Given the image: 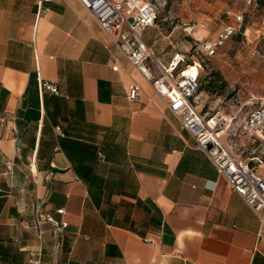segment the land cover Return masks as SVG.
<instances>
[{
  "label": "crops",
  "instance_id": "obj_1",
  "mask_svg": "<svg viewBox=\"0 0 264 264\" xmlns=\"http://www.w3.org/2000/svg\"><path fill=\"white\" fill-rule=\"evenodd\" d=\"M168 3L143 32L151 68L180 52L174 19L204 41L247 13L230 39L264 40V0ZM262 227L80 0H0V264H264Z\"/></svg>",
  "mask_w": 264,
  "mask_h": 264
},
{
  "label": "built area",
  "instance_id": "obj_2",
  "mask_svg": "<svg viewBox=\"0 0 264 264\" xmlns=\"http://www.w3.org/2000/svg\"><path fill=\"white\" fill-rule=\"evenodd\" d=\"M256 0H244L246 5H252ZM92 13L103 29L113 35L118 48L129 61L148 80L161 97L167 100L168 108L176 114L184 129L190 131L197 140L198 146L206 152L217 171L225 178L230 188L241 195L247 204L258 214L264 231V177L260 172L263 160L257 156L245 157V148H237L241 138L244 145L254 139L256 134L263 136L264 132V102L251 107L243 117L235 122H229L224 117L215 119L207 117L202 112V98L199 91V60L186 63V55L177 52L168 65L157 63L155 68L146 65L152 53L143 40L146 27L154 25L158 19L162 3L159 0H80ZM243 15L235 16L237 24H227L222 31L212 39L200 41L199 51L206 57L215 54L240 27ZM192 26L183 30L190 34ZM195 67V71L192 68ZM117 70V64L112 66ZM40 86L55 94H62L64 87L59 82L41 80ZM141 92L137 84L130 86L128 99L135 101ZM230 137V143L222 138V132ZM236 146V147H235ZM235 147V148H234ZM56 223L49 213H41L39 221ZM66 222L60 226L65 227ZM41 232V231H40ZM40 234V233H39ZM145 242L154 241L145 238ZM33 264H39V252Z\"/></svg>",
  "mask_w": 264,
  "mask_h": 264
},
{
  "label": "rangeland",
  "instance_id": "obj_3",
  "mask_svg": "<svg viewBox=\"0 0 264 264\" xmlns=\"http://www.w3.org/2000/svg\"><path fill=\"white\" fill-rule=\"evenodd\" d=\"M160 1V0H159ZM168 1L164 0L161 6L159 18L163 13L162 7H168ZM261 12V11H260ZM261 14V13H260ZM219 14L217 15V17ZM255 19V18H254ZM253 18L249 14L244 13L243 21L239 29L235 32L242 36L240 31H243L245 25H250ZM196 22L190 21L186 24L178 22L176 19L170 23V29L175 27L179 34L180 52L186 55V63H192L193 60H199L201 66L199 68V93H202V112L207 117L214 116L215 119L227 117V121L231 116H235L232 122L237 121L253 106L260 101L259 92L261 91L260 77L257 69L262 67V59L258 58L264 52V40L257 42L253 38L243 36L242 43L233 42V38L227 39L219 48L214 56L206 57L199 49L197 44L202 40L195 38L194 34L198 27H193L190 34H187L183 28L193 26ZM217 23V25H216ZM178 24V26H177ZM218 19L214 18L212 25L199 26L200 31L209 33V29L218 28ZM235 24H237L235 22ZM214 26V27H213ZM199 30V29H198ZM234 33V34H235ZM233 34V35H234ZM232 35V36H233ZM209 37V36H206ZM205 38V37H204ZM210 85L208 91L203 87ZM231 122V123H232ZM253 140H250L244 145V138H241V143L237 148H245L243 155L247 158L257 156L264 163V132L263 136L256 134ZM223 139L230 143V137L223 134ZM264 232V231H263Z\"/></svg>",
  "mask_w": 264,
  "mask_h": 264
},
{
  "label": "trees",
  "instance_id": "obj_4",
  "mask_svg": "<svg viewBox=\"0 0 264 264\" xmlns=\"http://www.w3.org/2000/svg\"><path fill=\"white\" fill-rule=\"evenodd\" d=\"M199 88H201L200 86H199ZM204 88V90H206V91H208L209 89H210V85H206L205 87H203ZM202 89V88H201Z\"/></svg>",
  "mask_w": 264,
  "mask_h": 264
},
{
  "label": "bare ground",
  "instance_id": "obj_5",
  "mask_svg": "<svg viewBox=\"0 0 264 264\" xmlns=\"http://www.w3.org/2000/svg\"><path fill=\"white\" fill-rule=\"evenodd\" d=\"M192 70L195 71L196 70L195 67H193Z\"/></svg>",
  "mask_w": 264,
  "mask_h": 264
}]
</instances>
